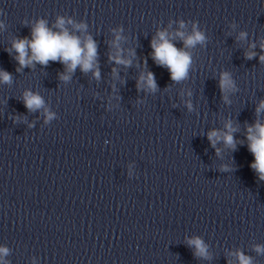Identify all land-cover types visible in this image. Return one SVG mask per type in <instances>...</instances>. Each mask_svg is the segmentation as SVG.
Instances as JSON below:
<instances>
[{"label": "clouds", "instance_id": "obj_1", "mask_svg": "<svg viewBox=\"0 0 264 264\" xmlns=\"http://www.w3.org/2000/svg\"><path fill=\"white\" fill-rule=\"evenodd\" d=\"M56 27L60 28L61 31L54 32L50 30L46 27L45 22L41 20L32 29L31 41L22 39L14 42L13 47L19 54L16 59L20 66H27L31 64L32 61L47 65L50 60H59L66 66L68 73L74 72L78 65L81 66L82 71L84 72L92 69L93 61L96 57V44L91 37L86 39L84 46L82 47L80 38L69 34L68 30L64 28L63 19L58 20ZM77 27L82 26L77 25ZM177 34L183 37V33ZM244 35V33H241V37ZM158 36L159 42L156 40H153L152 42V48L154 49L153 59L159 65L167 66L173 81L184 79L191 62L189 55L182 50H178L171 42H169L164 32L158 33ZM203 40V35L199 32H195L194 35L187 37L184 43L186 46H193L197 42H202ZM29 47L31 49V57H28L27 48ZM253 47H255V45H253ZM246 55L247 58L251 59L255 56V53L249 52ZM110 59L115 60L116 63H127L126 61H123L119 55L112 56ZM260 60L264 62V55L260 57ZM95 75L98 77L99 73L96 72ZM69 78V75H61L62 80H68ZM0 79L4 82H9L11 76L7 72L0 71ZM146 83L150 89L155 90L156 83L151 72L148 73ZM219 83L222 91L231 87L232 81L227 72L221 75ZM24 103L29 110H34L39 109L43 105V100L39 95H34L28 92L25 93ZM261 109H264V101H261L260 105L257 107V113H259ZM49 118H51V114H49ZM225 127L228 131L223 134V139L227 145L234 146L233 136L231 135L234 129H232L230 123L225 125ZM213 137H216L217 140L220 139V133L216 130L208 133V139L212 142L213 147H215ZM247 138L250 141L249 150L255 156V163L252 164V167L260 174V178L264 179V125L257 123L254 126L249 127ZM189 244L195 246L198 255H206L205 246L199 238L190 240ZM256 250L258 252L262 251L259 246ZM0 252L7 254L6 249H0ZM237 255L239 264H251L250 258L244 256L242 253H237Z\"/></svg>", "mask_w": 264, "mask_h": 264}]
</instances>
